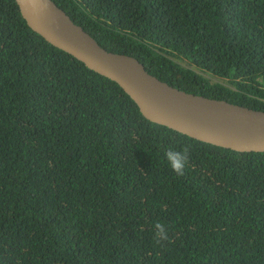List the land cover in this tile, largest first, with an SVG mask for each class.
<instances>
[{
  "label": "trees",
  "instance_id": "16d2710c",
  "mask_svg": "<svg viewBox=\"0 0 264 264\" xmlns=\"http://www.w3.org/2000/svg\"><path fill=\"white\" fill-rule=\"evenodd\" d=\"M54 1L160 79L264 110V0ZM0 264H264V152L151 122L0 0Z\"/></svg>",
  "mask_w": 264,
  "mask_h": 264
},
{
  "label": "water",
  "instance_id": "95a60500",
  "mask_svg": "<svg viewBox=\"0 0 264 264\" xmlns=\"http://www.w3.org/2000/svg\"><path fill=\"white\" fill-rule=\"evenodd\" d=\"M16 1L33 30L115 81L146 119L238 152H264V110L187 92L160 79L138 58L104 48L54 0Z\"/></svg>",
  "mask_w": 264,
  "mask_h": 264
},
{
  "label": "clouds",
  "instance_id": "9594fccd",
  "mask_svg": "<svg viewBox=\"0 0 264 264\" xmlns=\"http://www.w3.org/2000/svg\"><path fill=\"white\" fill-rule=\"evenodd\" d=\"M27 25H28V23H27ZM165 156H166L167 160L169 161V164H170L171 168L173 169V171L177 175L182 176L184 174L185 167H186V165L188 163V160H189V148L188 147H185L181 151L169 150V151H167L165 153ZM121 183H122L121 180L118 181L117 184H116V186L119 185V184H121ZM154 227L156 229L155 236H156L157 242H159L161 240H168L169 239L167 230L165 229V227H164L163 224L157 222Z\"/></svg>",
  "mask_w": 264,
  "mask_h": 264
},
{
  "label": "rangeland",
  "instance_id": "374dc122",
  "mask_svg": "<svg viewBox=\"0 0 264 264\" xmlns=\"http://www.w3.org/2000/svg\"><path fill=\"white\" fill-rule=\"evenodd\" d=\"M205 75L210 78L212 81H217V82H226L228 85H231L229 82H228V79H224V78H221V77H217V76H214V75H211V74H208V73H205Z\"/></svg>",
  "mask_w": 264,
  "mask_h": 264
}]
</instances>
